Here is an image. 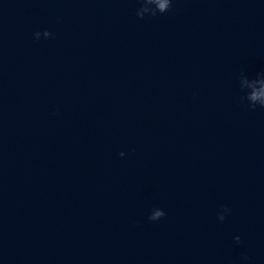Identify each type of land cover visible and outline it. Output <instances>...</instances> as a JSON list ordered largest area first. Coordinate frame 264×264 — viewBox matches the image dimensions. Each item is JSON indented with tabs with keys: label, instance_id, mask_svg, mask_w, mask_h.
<instances>
[{
	"label": "water",
	"instance_id": "95a60500",
	"mask_svg": "<svg viewBox=\"0 0 264 264\" xmlns=\"http://www.w3.org/2000/svg\"><path fill=\"white\" fill-rule=\"evenodd\" d=\"M0 264H264V0H0Z\"/></svg>",
	"mask_w": 264,
	"mask_h": 264
},
{
	"label": "clouds",
	"instance_id": "9594fccd",
	"mask_svg": "<svg viewBox=\"0 0 264 264\" xmlns=\"http://www.w3.org/2000/svg\"><path fill=\"white\" fill-rule=\"evenodd\" d=\"M164 7H167V4L166 3L161 6V10H163Z\"/></svg>",
	"mask_w": 264,
	"mask_h": 264
}]
</instances>
